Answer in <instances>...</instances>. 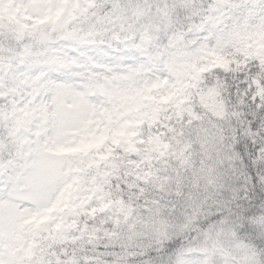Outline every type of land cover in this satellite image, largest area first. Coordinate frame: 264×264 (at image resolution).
<instances>
[{"label":"snow or ice","instance_id":"obj_1","mask_svg":"<svg viewBox=\"0 0 264 264\" xmlns=\"http://www.w3.org/2000/svg\"><path fill=\"white\" fill-rule=\"evenodd\" d=\"M0 264H264V0H0Z\"/></svg>","mask_w":264,"mask_h":264}]
</instances>
